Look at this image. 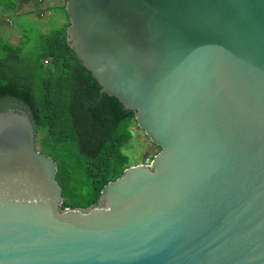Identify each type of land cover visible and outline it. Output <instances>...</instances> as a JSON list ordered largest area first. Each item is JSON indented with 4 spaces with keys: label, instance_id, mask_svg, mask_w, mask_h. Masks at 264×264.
Segmentation results:
<instances>
[{
    "label": "water",
    "instance_id": "95a60500",
    "mask_svg": "<svg viewBox=\"0 0 264 264\" xmlns=\"http://www.w3.org/2000/svg\"><path fill=\"white\" fill-rule=\"evenodd\" d=\"M67 38L160 147L62 207L30 113H0V264H264V0H67Z\"/></svg>",
    "mask_w": 264,
    "mask_h": 264
},
{
    "label": "trees",
    "instance_id": "16d2710c",
    "mask_svg": "<svg viewBox=\"0 0 264 264\" xmlns=\"http://www.w3.org/2000/svg\"><path fill=\"white\" fill-rule=\"evenodd\" d=\"M66 2L58 9L67 20L47 34L38 30L33 36L22 21L19 45L0 36V113L10 107L30 113L37 145L58 163V181L65 178L72 192L80 188L81 200L64 197L62 207L86 208L132 165L123 147L134 136L131 125L138 124L136 111L101 92L69 44Z\"/></svg>",
    "mask_w": 264,
    "mask_h": 264
},
{
    "label": "rangeland",
    "instance_id": "374dc122",
    "mask_svg": "<svg viewBox=\"0 0 264 264\" xmlns=\"http://www.w3.org/2000/svg\"><path fill=\"white\" fill-rule=\"evenodd\" d=\"M64 3L65 0H0V36L13 44L19 45L22 38L19 26L22 21L31 25L33 36L36 35L38 30L47 34L52 29L60 26V22L67 20L58 9L59 5ZM12 12L15 13L13 16ZM23 12L28 14L29 19L24 17L23 14L22 17L20 16ZM41 14L45 15L42 16ZM17 19L19 20L16 23ZM131 129L134 136L129 143L124 145L123 152L128 156L130 164L144 163L148 154L158 153L160 147L152 143L145 131L139 128L138 125L133 123ZM37 146L39 150L42 149L41 144ZM60 180L62 181L65 198L81 200L78 185V188H75L72 192L66 179L61 178Z\"/></svg>",
    "mask_w": 264,
    "mask_h": 264
},
{
    "label": "built area",
    "instance_id": "2783aa9c",
    "mask_svg": "<svg viewBox=\"0 0 264 264\" xmlns=\"http://www.w3.org/2000/svg\"><path fill=\"white\" fill-rule=\"evenodd\" d=\"M41 1H42V0H41ZM41 15L43 16V15H45V14H41ZM46 62H49V60H47ZM153 156H154V155H149V156H147L146 159H145V162H144V163H145V164H148V165H151V163H152V161H153ZM61 205H62V204H61Z\"/></svg>",
    "mask_w": 264,
    "mask_h": 264
},
{
    "label": "crops",
    "instance_id": "0c3cea01",
    "mask_svg": "<svg viewBox=\"0 0 264 264\" xmlns=\"http://www.w3.org/2000/svg\"><path fill=\"white\" fill-rule=\"evenodd\" d=\"M151 155V154H148V156ZM138 164V163H137Z\"/></svg>",
    "mask_w": 264,
    "mask_h": 264
}]
</instances>
